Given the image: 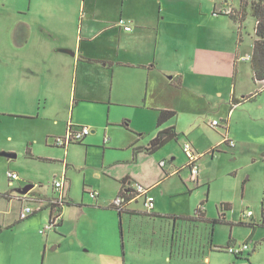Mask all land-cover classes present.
Returning a JSON list of instances; mask_svg holds the SVG:
<instances>
[{"label":"rangeland","instance_id":"obj_1","mask_svg":"<svg viewBox=\"0 0 264 264\" xmlns=\"http://www.w3.org/2000/svg\"><path fill=\"white\" fill-rule=\"evenodd\" d=\"M45 1L48 0H0V14L9 21L15 10L13 6L27 8ZM63 1L77 4L78 14L82 11L77 28L84 25V35L85 28L94 35L109 26L110 29L96 39L93 48L116 44V52L119 51L121 29L118 25L121 19L129 21L128 16L144 24L146 34H154L155 43H160L162 52L157 64L170 70L167 79L170 92L174 94H170L169 102L177 109L179 129L184 133L181 132L180 140H175L162 152L150 155L146 149L157 131L156 117L150 119L152 113L156 115L155 110L134 109L115 103L87 104L80 119L82 121L86 117L88 123L83 125L96 130L90 141L93 145L74 144L65 153L63 149L47 145L44 127L48 124L42 121L36 128L39 143L33 147L32 154L43 160H32L24 144L16 146L14 153L17 158L0 156V225L12 226L8 230L4 227V232L0 233V255L7 256L8 250L11 258H24L25 262L33 255H39L41 259L37 264H68L75 261L74 254L81 255L77 247H72L74 239L77 240L75 235L68 239L57 237L50 240L49 234L40 233L48 223L46 216L49 213L48 208L40 209L41 201L47 204L55 196L53 183L65 175V193L71 195L75 203H80L72 208H63L61 213L65 221L72 225L79 219L86 227H107L101 233L91 235L89 232L82 238L86 245L91 242L94 247L91 253L82 252L87 256L84 264H209L195 261L190 255L183 257L190 251H200L203 257L209 255L211 264H237V257L226 251L231 225L212 224L211 221L227 218L235 223V234L242 236L245 228L249 227L240 224L242 214L250 211L259 219L264 209V82L255 81L252 69L256 20L250 6L240 29V25L230 17L218 13L224 11L221 8L240 10L241 0ZM84 2L86 7L82 9ZM91 5L97 7L96 12L102 20L90 15L85 19ZM160 11L161 26L158 24ZM7 31V24L0 18V47L5 43L2 35ZM46 42L43 49L54 45V40ZM139 42L144 40L139 39ZM147 42L150 44L148 39ZM121 53L131 56L123 47ZM177 72L184 77L181 87L175 77ZM171 76L175 78L170 79ZM233 99L241 103L234 105ZM214 120L219 121L221 127L211 128L209 123ZM227 125L229 136L236 143L232 148L221 143L227 133ZM17 127L19 130L8 126L3 129H14L20 133L23 129H30L31 125L21 122ZM105 135L114 141L109 143L110 147L106 146L108 149L103 145ZM185 142L195 145L199 150L194 147L196 152L202 154H199L198 161L201 170L198 184L191 180L187 168L188 158L183 151ZM132 144L138 146L140 152L136 163L133 161ZM162 159L170 163L173 170L180 171V175L167 176L160 167ZM65 162L70 164L68 171ZM104 166L108 169L105 170ZM9 172L19 175L14 186H10ZM110 176L118 180L129 176L145 187L159 184L153 192L161 211L171 218L156 223L138 220L132 230L126 229L123 234L118 211L104 207L88 208L85 206L90 205L82 204L84 199H88L83 193L85 182L89 186H98L102 194L100 203H110L113 200ZM29 184H36V187L25 196L19 195L18 190ZM161 189L166 191L165 195L160 193ZM16 197L36 199L31 200L28 206L38 209V213L21 220V210L27 205ZM143 205L141 202L136 208L146 211ZM224 205H228L227 210ZM81 208L84 213H81ZM198 208H202L206 220H191L197 218ZM176 218L180 219L177 222L184 229L182 234H178L179 246L174 248L172 255V237L167 224ZM50 236L55 237V234L52 232ZM181 241L186 243L183 245ZM211 245L223 248L214 247L212 250ZM96 250L103 256H98ZM115 252L119 255L113 257ZM17 261L22 263V260Z\"/></svg>","mask_w":264,"mask_h":264},{"label":"crops","instance_id":"obj_2","mask_svg":"<svg viewBox=\"0 0 264 264\" xmlns=\"http://www.w3.org/2000/svg\"><path fill=\"white\" fill-rule=\"evenodd\" d=\"M225 3L228 4V2ZM35 5H38L37 9L39 13L35 11ZM13 7L15 10L9 21L0 14V18L8 26V31L2 35L4 36L2 39L3 42L5 38V43H2L0 47V151H6V153L16 155L15 158H17V154L14 153L17 151L16 146L24 144L27 149H30L32 154L33 147L39 143L36 138L38 134L36 128H39L42 121L48 124V126L44 127L47 130L46 143L48 146L52 145L55 147L53 139L65 135L69 126H87L83 124H87L88 119L86 117L82 121L80 119L83 116L81 111L87 104L115 103L119 106L123 105L134 109H143L146 111L155 110L156 115L152 113L150 119L155 116L157 121L160 111L176 112L175 110L177 109L169 102L170 94L173 93L170 92V83L167 79L170 70L157 64V58L162 53L160 43L158 41L155 43L153 33L149 35L144 32L147 29L146 26H143L144 24H140L137 20L135 22L131 16H128V22L131 23L132 31L127 32L118 25L121 29V34L119 35L120 40L118 43L119 51L116 52V44L110 47L101 45L98 49L93 48L96 39L102 36L103 33H106L110 28L107 26L101 32H96L94 35H90V29L87 31L85 28L86 35H84V25L77 28V20L80 17L79 14L82 12L80 10L81 12L79 11L78 14L77 4L74 5L71 2H64L63 0H48L43 3L28 5L27 8L25 6ZM85 7L86 2L82 3V9H85ZM96 9V6L91 5L85 19H88L87 16L90 15L92 18L102 20L96 12ZM221 9L230 10V8ZM72 13H75V16ZM160 14L161 11L158 14V19H160L158 22L159 26H161ZM133 21L135 23L134 25L132 23ZM157 28L160 31V28ZM46 39L54 40V45L43 49V44L47 43ZM139 39L144 40V42L140 43ZM147 39L150 41V44H148ZM89 43L91 45H88ZM122 47L125 52L131 53L130 57L127 54L124 55L121 53ZM64 50L71 51L73 54L65 53ZM175 77L179 80L181 87L184 77L179 72L175 74ZM175 77L171 76L170 79H174ZM177 88L179 87H174V89ZM177 117L178 115L160 128L157 126V131L152 135L150 142L160 131L171 128H175L178 135L177 139H174L152 155H157L165 150L172 142H175V140H180V136L184 132L179 129V117ZM174 120L176 122L172 123ZM21 122L30 124L31 128L27 130L23 129L20 133H17L14 129H11V131H5L3 129L5 126H8L19 130L17 126ZM91 131L92 133L83 142L87 146L93 145L90 141L96 133V130L91 129ZM107 138L109 139L108 142L105 141ZM111 142L114 143L112 138L105 135L103 145L110 147L109 143ZM221 143H224V139ZM107 147L105 149H108ZM132 147L134 152L133 161L136 163V161L138 162L140 152L138 151V146L132 144ZM69 148L70 146L65 150V153H67ZM30 158L32 160H43L34 155ZM171 158L175 160L173 155ZM161 161L166 160L162 159ZM64 166L67 168V171L70 169L69 163L65 162ZM104 169L106 170L108 168L104 166ZM171 169V164L167 162L166 168L163 169L167 176L180 175V171ZM60 179H65L63 188L56 190L54 188V182L53 192L55 196L53 198L57 199L61 194H64L67 201H73L71 195L65 193L66 176L63 175L55 181ZM110 179L112 180L110 185L113 187L110 195L113 196V200L122 194L128 200L123 212L120 214L118 211L123 234L126 229L128 231L132 230L135 221L142 220L156 223L157 221L171 218L170 215L164 214L161 211L159 201L153 192L159 184L156 187H148L151 189V194L155 197V208L151 213H148L147 211L136 208L139 203H143V200L134 197L133 188L135 184L141 183L129 176L121 180H118L119 178L117 177L110 176ZM14 183L13 185L10 183V186H14ZM29 185H33L34 188L36 187V184ZM83 188V193L85 196H88V199H84L82 204L90 205L85 207L114 209L112 207L113 200L108 204L100 203L102 194L97 185L89 186L85 182ZM90 190L98 192L99 197L97 200L89 196L88 192ZM160 193L165 195L166 191L161 189ZM18 200L28 206V203L33 199L24 197L22 200ZM74 204L76 206L80 205V203L75 202ZM45 206L46 204L41 205L42 208L40 209H46ZM34 209L36 210L34 215H36L39 210L35 207ZM199 209L202 213V208ZM227 209L228 207H226ZM80 210L81 213H84V209L81 208ZM244 214H242L240 224L249 227L245 228L242 236L235 234V223L224 218V223L231 225V233L227 246L248 242L250 244L249 254L251 255L248 260H237V264H264V209L259 219L253 216L252 219L247 218L243 220ZM63 215L62 213L60 214L61 222L58 228L51 229L43 235L46 236L49 234L48 239L50 240L57 237L59 239H68L72 235H75L77 240L74 239L72 247H77L78 253L81 255L74 254L75 261H71L68 264H84L83 262H87V256L85 253L83 255L82 252L91 253L94 248L91 242H89L88 246L82 241L86 237L85 234L90 232L91 235H96V233L103 232L107 227L101 225L86 227L79 219H76L74 224L69 225ZM46 218L48 222L51 220L50 209ZM182 218L185 219V217ZM197 218L195 217L193 219L200 220ZM172 220L168 221L167 230L171 233L172 237L170 245L172 251L170 254L173 255L174 248L179 246L178 234H182L184 226L182 224L180 225V222H177L180 221L179 218ZM4 227L8 230L12 226L0 225L2 229L1 234L4 232ZM45 227L40 229V233ZM52 232L55 234V237L50 236ZM180 238H182V235ZM45 243L47 244L48 241ZM181 243L184 245L186 242L181 241ZM44 247L45 255H47V246L45 245ZM124 247L125 244H123V249ZM214 247L223 248L221 245H213L212 250ZM96 252L98 256H103L100 251L96 250ZM191 253L195 254V256L191 255ZM118 255L115 252L113 257ZM184 255H190V258L194 257L195 261L202 260L203 263L211 264V257L209 255L203 257L200 251L185 252L183 257H185ZM0 256L2 257L0 258V264H37L41 259L39 255H33L27 262H25L24 258L14 259L10 257L8 250L7 256ZM179 256H182V254L180 253ZM17 260H22L20 261L22 263H19Z\"/></svg>","mask_w":264,"mask_h":264},{"label":"built area","instance_id":"obj_3","mask_svg":"<svg viewBox=\"0 0 264 264\" xmlns=\"http://www.w3.org/2000/svg\"><path fill=\"white\" fill-rule=\"evenodd\" d=\"M223 12L229 13L231 11L230 10H224ZM119 26L122 27L127 32L132 31L131 23L128 21H125L124 19L120 20ZM209 126L213 129H218L219 127H221L219 121H217V120H214L212 123H209ZM226 130H227V133H225V136H224V143L226 145H228L230 148L235 147L236 143L234 141H232L230 136H229L228 125H227ZM91 133H92L91 129L89 127H86V126H78V127L69 126L67 128V132L65 135L55 137L53 139L54 145L57 148L66 150L71 145L83 143L85 138L87 136H89ZM105 141L108 142L109 139L107 138V139H105ZM183 151L187 155V158H188L187 168L189 169L191 180L194 183L198 184L200 181V173H201L200 166L198 163L200 156L196 152L193 144L190 142L184 143ZM166 166H167L166 161H162L160 163V167L162 169H165ZM8 179H9L11 185H13V183L19 179V175L16 173L9 172L8 173ZM64 181H65V179H60L58 181H55L54 188L56 190H61L63 188ZM133 191H134V197L137 199H142L145 210L148 213H151L155 208V197L151 194V189L148 187H145L141 184H135ZM88 194L94 200H97V198L99 197L98 192L95 190H90L88 192ZM16 198L21 199V200L23 199L22 197H16ZM65 199L66 198H65L64 194H61L59 198H57V199L53 198L52 203L53 204H62L65 201ZM127 202H128V200L123 194L118 195L112 201V207L117 209V210L123 211L125 209ZM43 204L44 203L42 202L41 205L43 206ZM35 213H36V210L34 208H32L30 206H26L21 210L20 219L21 220H27L32 215H34ZM250 217H253V213L250 211L246 212L243 215V220H246L247 218H250ZM60 221H61L60 214H55L52 217V219L47 223L45 229L41 231V233L44 234L47 231L54 229L55 227H57V225H59ZM226 251L235 257H243L249 253L250 244L248 242H242V243H238L235 245H231V246L226 248Z\"/></svg>","mask_w":264,"mask_h":264},{"label":"trees","instance_id":"obj_4","mask_svg":"<svg viewBox=\"0 0 264 264\" xmlns=\"http://www.w3.org/2000/svg\"><path fill=\"white\" fill-rule=\"evenodd\" d=\"M250 6L251 14L256 20V27H255V35H256V40L254 42V50L253 54L251 57V63H252V69L254 73V79L257 83H262L264 82V0H241L240 2V10H230L231 12L226 13V12H219V15H226L230 17L235 23L241 26L243 25V22L245 21L246 15H247V8ZM250 97H253L251 95ZM247 100L249 98H246ZM245 99V100H246ZM234 101V105H238L241 102L240 101ZM177 113L174 111H160L159 112V117L157 121V126L160 128L164 124H166L168 121L176 118ZM178 135L175 131V128L171 129H166L160 131L157 136L150 142L149 147L146 149L147 153L152 155L157 153L161 148L166 146L168 143L173 141L174 139H177ZM64 150V149H63ZM27 154L29 157H32L33 155L30 152V149L28 148ZM36 200V199H33ZM38 200V199H37ZM53 199L49 200L48 203L46 204V208L51 210V219L54 214H61L63 208L65 206L71 207L74 204L73 201H65L62 204H53L52 203ZM45 202L42 200L41 203ZM228 207L227 205H224ZM225 208V207H224ZM115 209V208H114ZM117 210V209H115ZM121 214L123 211L117 210ZM197 219L200 220H206L205 216L201 213L200 209L197 210ZM204 216V217H203ZM224 216V214H223ZM194 220V219H191ZM61 222V221H60ZM212 224H219V223H224L225 220L223 219H217L211 221ZM60 225V223H59ZM55 227L54 229H57L58 226ZM2 232V229L0 228V233ZM251 254H247L246 256L243 257H237L238 260L240 259H246L248 260Z\"/></svg>","mask_w":264,"mask_h":264},{"label":"water","instance_id":"obj_5","mask_svg":"<svg viewBox=\"0 0 264 264\" xmlns=\"http://www.w3.org/2000/svg\"><path fill=\"white\" fill-rule=\"evenodd\" d=\"M64 52L69 53V54H73V53H71V51H68V50H64ZM0 156H4L7 158H15L16 157V155H13L11 153H6V152L0 153ZM33 188H34L33 185H27L25 188L18 190V193H19V195L25 196V195L29 194Z\"/></svg>","mask_w":264,"mask_h":264},{"label":"clouds","instance_id":"obj_6","mask_svg":"<svg viewBox=\"0 0 264 264\" xmlns=\"http://www.w3.org/2000/svg\"><path fill=\"white\" fill-rule=\"evenodd\" d=\"M228 123V121H226Z\"/></svg>","mask_w":264,"mask_h":264}]
</instances>
